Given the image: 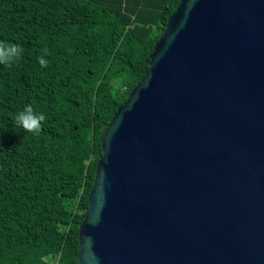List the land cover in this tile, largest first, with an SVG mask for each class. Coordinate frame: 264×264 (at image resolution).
Here are the masks:
<instances>
[{"label": "water", "instance_id": "obj_1", "mask_svg": "<svg viewBox=\"0 0 264 264\" xmlns=\"http://www.w3.org/2000/svg\"><path fill=\"white\" fill-rule=\"evenodd\" d=\"M104 129L77 264H264V0H180Z\"/></svg>", "mask_w": 264, "mask_h": 264}, {"label": "trees", "instance_id": "obj_2", "mask_svg": "<svg viewBox=\"0 0 264 264\" xmlns=\"http://www.w3.org/2000/svg\"><path fill=\"white\" fill-rule=\"evenodd\" d=\"M180 0H0V264H77L101 141ZM47 67H41L39 58ZM43 113L38 135L14 117Z\"/></svg>", "mask_w": 264, "mask_h": 264}, {"label": "clouds", "instance_id": "obj_3", "mask_svg": "<svg viewBox=\"0 0 264 264\" xmlns=\"http://www.w3.org/2000/svg\"><path fill=\"white\" fill-rule=\"evenodd\" d=\"M23 52V48L19 45L0 42V64L6 67L14 66L22 58ZM44 55H47V50L39 58L41 67H47V61L43 59ZM45 120V114L37 113L31 105L25 106L24 110L14 117L17 127L33 135H38L42 131V122Z\"/></svg>", "mask_w": 264, "mask_h": 264}]
</instances>
